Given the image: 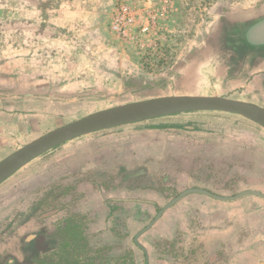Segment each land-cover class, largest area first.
Instances as JSON below:
<instances>
[{
    "label": "rangeland",
    "instance_id": "374dc122",
    "mask_svg": "<svg viewBox=\"0 0 264 264\" xmlns=\"http://www.w3.org/2000/svg\"><path fill=\"white\" fill-rule=\"evenodd\" d=\"M262 18L264 0H0V85L4 78L10 98L21 95L43 104L26 102L23 122H15L24 129L8 131V145L0 141V160L56 127L143 99L200 95L194 92L222 84L243 101L264 107V82L261 88L246 86L254 64L264 62V49L233 48L241 41L228 39ZM219 70L228 76L219 77ZM216 113L194 111L175 118L166 138L171 155L153 170L116 162L59 168L53 159L60 148L28 162L0 183V264H146V258L148 264H206L209 251L192 240L196 236L187 225L176 230L178 238L166 251L164 213L134 237L183 190L213 192L225 185L233 195L245 180L208 164L209 136L223 129L203 116ZM122 131L114 127L89 135ZM203 136L207 145L201 143ZM184 154L192 165L185 174L178 170ZM139 168L152 177L153 188L129 187L136 184L129 174ZM97 191H105V198ZM182 208L168 214L178 217ZM63 230L73 238L64 239ZM34 234L45 240L27 249ZM32 247L39 256L26 261ZM219 257L212 264L231 260ZM39 258L44 261L37 263Z\"/></svg>",
    "mask_w": 264,
    "mask_h": 264
},
{
    "label": "crops",
    "instance_id": "0c3cea01",
    "mask_svg": "<svg viewBox=\"0 0 264 264\" xmlns=\"http://www.w3.org/2000/svg\"><path fill=\"white\" fill-rule=\"evenodd\" d=\"M249 67V63L245 62L244 68ZM263 67L264 62L262 61H257L254 64L253 70L249 72L251 77L246 85L248 88L262 87L264 72H260V70ZM216 68L219 67L216 66ZM217 73L221 78L228 76V71H224L222 74L219 70ZM0 89V141L3 140L4 144L8 145L11 138L8 131L14 133L18 132L20 128L24 129L23 125L19 126L15 122L18 120L23 122L22 111L26 102L43 104L39 100L34 102L33 99H30L31 97L21 95L10 98V92L4 93V78L1 81ZM194 93L244 100L234 96L232 89L222 84L207 92ZM183 114H190V112L126 124L116 127L122 128L121 133H112L103 137H90L89 134L77 137L59 147H54L55 150L60 148V151L54 155L53 162L59 168L70 165L74 166L72 169L80 167L83 169L98 165L106 166L116 162L127 167L145 164L153 170L159 159L161 160L165 156L167 159L171 155L172 145L166 141V138L171 133L172 128L170 127L176 120L175 118H184L180 117ZM209 117L221 123L223 134L213 132L209 136L210 160L208 164L214 169L224 170L229 174L228 176L237 172L240 177L245 179L233 195L248 190L264 195V129L237 114L220 112L212 116H203V118ZM84 137L86 139L77 141ZM201 138V143L207 145L208 143L205 142L207 137ZM189 157L186 154L179 157L178 170H182L184 174L192 167L191 163L188 167ZM196 162L197 158L195 157V164ZM171 164H168L170 169L174 168ZM167 169L166 172L172 174V171ZM176 170L174 168V171ZM193 185L203 186V184L196 183ZM212 191V193L223 197L233 196L229 195L230 188L225 185L217 186L216 189L212 188ZM97 194L105 198L104 194L106 193L97 191ZM182 206L184 208L179 210L178 217L168 214L174 208ZM173 212L177 213L176 210ZM163 213L166 214L168 221L166 222V241L169 243L166 246V251H169L171 242L178 238L175 237L179 234L176 230H183L187 225L190 228V233L196 236V239L192 240H195L196 243H203L206 248L204 250L209 251V255L205 257L206 264L219 263L222 260L219 257L220 254H226L227 259L231 258L230 262L228 261L226 264H258L260 260H264V197L262 196L245 193L236 198L224 200L200 193H189ZM234 251H237V254H234ZM146 264H148L147 258Z\"/></svg>",
    "mask_w": 264,
    "mask_h": 264
},
{
    "label": "water",
    "instance_id": "95a60500",
    "mask_svg": "<svg viewBox=\"0 0 264 264\" xmlns=\"http://www.w3.org/2000/svg\"><path fill=\"white\" fill-rule=\"evenodd\" d=\"M246 41L253 45H264V18L242 28ZM194 111H216L232 113L258 124L264 129V107L257 104L217 95H167L116 105L88 114L82 118L56 127L47 133L22 145L0 160V183L18 169L48 150L67 141L101 130L123 126L165 115ZM189 193H200L218 199H233L245 193L264 197L256 191H244L231 197L216 195L199 187L187 188L162 207L152 221L139 231V235L150 227L162 213Z\"/></svg>",
    "mask_w": 264,
    "mask_h": 264
},
{
    "label": "trees",
    "instance_id": "16d2710c",
    "mask_svg": "<svg viewBox=\"0 0 264 264\" xmlns=\"http://www.w3.org/2000/svg\"><path fill=\"white\" fill-rule=\"evenodd\" d=\"M244 46H246L247 48H250V49L263 48V46H256V45L246 43V42H245ZM128 177H130L131 179H134V181L136 182V184L129 185L130 188H134V187H141V188L142 187H145V188L151 187V188H153L155 185L152 177L151 176L149 177L145 174L144 168L136 169L135 171H133V173H130ZM166 178L169 179V177L164 175L163 179H166ZM168 186H171L169 182L166 184V187H168ZM61 235L63 236L64 239H65V237L67 238L68 236L70 238H73V234L70 235L67 230L61 231ZM33 245H34V241H30L27 245V249H29V247H31ZM31 252H32L31 255L25 256L26 261H28L30 259V257H33V256L38 257L39 256L38 251L34 247H32ZM43 261H44L43 259H40V258L37 259V263H41ZM6 263L7 264H14V262L11 260H7ZM15 263L17 264V262H15Z\"/></svg>",
    "mask_w": 264,
    "mask_h": 264
},
{
    "label": "flooded vegetation",
    "instance_id": "af4514ba",
    "mask_svg": "<svg viewBox=\"0 0 264 264\" xmlns=\"http://www.w3.org/2000/svg\"><path fill=\"white\" fill-rule=\"evenodd\" d=\"M231 36H228V39H231V40H233V41H235V36L236 37H238L239 38V41H241V44L240 45H236L235 46V44L232 46L233 48L235 47H241V46H244V44H245V42L246 43H248L247 41H246V39L244 38V36H243V31H242V28L241 29H236L234 32H233V34H230ZM234 35V36H233ZM258 46H263V48H257V49H252V50H262V49H264V45H258ZM250 49V48H249ZM31 240L32 241H34V242H37V244H38V242H40L39 240H41V242L42 241H44L45 239H44V237H41V236H39L38 234H34L33 235V237L31 238Z\"/></svg>",
    "mask_w": 264,
    "mask_h": 264
}]
</instances>
